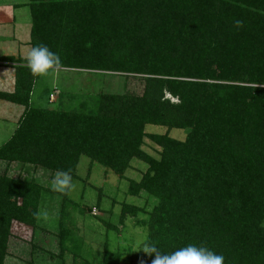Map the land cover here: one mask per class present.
<instances>
[{
  "label": "trees",
  "instance_id": "obj_1",
  "mask_svg": "<svg viewBox=\"0 0 264 264\" xmlns=\"http://www.w3.org/2000/svg\"><path fill=\"white\" fill-rule=\"evenodd\" d=\"M27 6L31 48L46 45L60 57L55 69L85 76V91L98 92L68 97L56 109L34 105L40 76L27 59L0 58L16 63L14 92H0V100L25 108L0 146V163L65 171L73 183L85 156L126 179L127 196L157 201L151 211L118 203L117 224L100 220L107 231L120 234L133 218L147 229L143 246L154 244L162 254L194 244L223 255V264H264V0H29ZM124 75L143 80L141 95L103 92L105 80ZM149 126L166 132L149 133ZM173 130L185 131V139L171 137ZM146 139L157 157L144 149ZM133 161L146 165L139 180L126 176ZM44 191L62 198L56 256L62 264L68 254L72 264H122L124 257L152 264L155 254L113 252L108 241L96 262L75 231L73 210L84 211L69 193L6 173L0 264L15 225L37 228Z\"/></svg>",
  "mask_w": 264,
  "mask_h": 264
},
{
  "label": "rangeland",
  "instance_id": "obj_2",
  "mask_svg": "<svg viewBox=\"0 0 264 264\" xmlns=\"http://www.w3.org/2000/svg\"><path fill=\"white\" fill-rule=\"evenodd\" d=\"M27 1L29 2V0H0V10L3 8L4 11H7L9 7L14 8L15 5L27 3ZM15 13L17 16L16 24H8L2 30L6 33L7 37H11L9 39V48L11 46L14 47V41L12 40L14 36L21 40L30 39L32 22L28 6H21L20 10H15ZM0 54L5 55L7 53L0 48ZM57 73L56 75L54 70L51 73L49 71V75L42 76L38 82L34 90L35 97H32L36 105V99L42 95L45 96V99L41 105L52 109H56L59 103L65 104L68 97L74 98L78 94L80 97H84L87 93L92 96L97 95L98 91L90 90L91 93L88 90L85 91L84 86L87 84L85 76H80L72 71ZM57 76L58 79L56 78ZM110 78L105 80L103 87V92L107 94L129 92L141 95L143 92L144 82L137 76L124 75ZM99 88L97 87V89ZM49 93H53L49 97L53 103L48 100ZM166 96L171 98L170 95ZM171 100L176 101L173 98ZM0 103L11 105L4 101H0ZM0 112L2 114L7 112L5 113L6 117L12 119L8 110L4 109V107H0ZM147 131L149 133L163 134L166 132V129L149 126ZM170 135L175 139L184 140L186 132L173 130L170 132ZM1 139H3V136L0 137V141ZM144 149L149 154L157 157L156 152L158 148L150 140L146 139ZM145 169V164L133 161L132 168L127 172L126 176L129 179L139 180ZM3 173L8 174L12 178L22 177L28 181L34 179L48 189H51V181L55 175L43 168L36 170L31 165L24 167L20 164L7 165L6 162H1L0 174ZM78 176L79 178L73 181L74 187L69 192V196L77 203V208L84 211V214H81L78 210H73L72 215L74 216L75 231L79 235H83L86 241L85 251L88 254L90 253L96 262L102 255L105 241L109 242L110 251L113 252H143L141 248L147 239V229L135 225V219L129 218L126 221V225L121 229L120 234L114 231H107V228L100 220L101 218H109L113 221L114 225L117 224L121 208L118 203L120 202L125 201L130 204L146 206V209L151 211L157 201L154 198H149L146 194L138 198L127 196L128 184L126 179H120L112 171L105 170L101 165L94 164L91 166L90 159L85 156L81 158L78 166ZM99 192L102 193V197L98 208L96 205ZM114 199L117 200L116 203L113 202ZM61 203V196L48 191L42 193L38 210L37 228L33 231L31 228L15 225L13 236L9 242V253L5 264H62V261L56 257L59 253L58 232ZM139 217L142 219L148 218L145 213L140 214ZM64 262L65 264H72V256L70 254L66 255ZM130 263L128 258H123L122 264Z\"/></svg>",
  "mask_w": 264,
  "mask_h": 264
},
{
  "label": "clouds",
  "instance_id": "obj_3",
  "mask_svg": "<svg viewBox=\"0 0 264 264\" xmlns=\"http://www.w3.org/2000/svg\"><path fill=\"white\" fill-rule=\"evenodd\" d=\"M241 21L236 20L237 27ZM61 63L58 54L52 52L46 45L33 46L27 55V65L34 76H44ZM51 190L68 194L74 187L72 177L68 172L58 171L51 181ZM141 249L149 255L155 254L152 264H223L224 256L215 253L204 246L189 244L170 254H162L156 245L146 244Z\"/></svg>",
  "mask_w": 264,
  "mask_h": 264
},
{
  "label": "crops",
  "instance_id": "obj_4",
  "mask_svg": "<svg viewBox=\"0 0 264 264\" xmlns=\"http://www.w3.org/2000/svg\"><path fill=\"white\" fill-rule=\"evenodd\" d=\"M27 4H28V1H27V3L17 4L14 6V8L9 7L7 9V11L6 10L4 11L3 8H2V10H0V48L5 50L7 53L5 55L0 54V58H2V57H14L16 59L17 58L27 59V55L30 52V50L32 49L31 46L29 45L30 39L21 40L20 38H17L16 36H14V37H12V40L14 41L13 42L14 47L11 46L9 48V42H10L9 39H11V37H7L6 33L4 31H2L4 26H7L8 24H14V25L16 24L17 16L15 13V10H20L21 6H27ZM29 10H30V8H29ZM12 50H14V51L11 52ZM15 68H16V63L0 61V92H5V93L14 92V89H15ZM52 71L53 70H51L50 73ZM62 71L60 69L54 70L56 75L58 74L57 72L61 73ZM47 75H49V73ZM41 78H42V76H40L39 81L41 80ZM56 78L58 79V76ZM34 90H35V88H34ZM44 94H45V92H44ZM33 96L35 97V93L32 94V97ZM44 99H45V96H43V95L38 96V98L36 99L37 105H41L43 103ZM0 101H2V100H0ZM4 102L11 104V105L0 103V107H4V109H7L9 112V115L12 117V119H8V117H6L5 113H7V112H5L4 114H2L0 112V137L3 136V139H1V141H0V145H3L12 136L15 129L18 127L19 120H20V118L23 115L24 110H25V108L23 106L16 105L13 103H9L6 101H4ZM31 102L35 104V101L32 100V98H31ZM3 111H5V110H3ZM5 133H6V135H4Z\"/></svg>",
  "mask_w": 264,
  "mask_h": 264
}]
</instances>
